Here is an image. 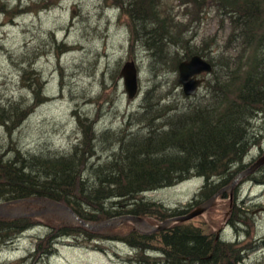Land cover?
<instances>
[{"label": "rangeland", "instance_id": "374dc122", "mask_svg": "<svg viewBox=\"0 0 264 264\" xmlns=\"http://www.w3.org/2000/svg\"><path fill=\"white\" fill-rule=\"evenodd\" d=\"M160 1L163 14L167 12L174 19L178 29L175 31L182 32L188 40L168 38L162 48H157L158 43L150 42L149 31L133 29L123 9V5L127 9V0H0V107L16 101H21L23 107H33L28 114L19 112L15 120L5 124L1 120L8 116L12 119L13 113L8 112V107L0 110V159L68 155L76 145L82 147L88 140L86 133H95L85 146L92 153L88 160L105 163L121 147L119 139L127 132L133 136L141 129L136 117L150 115L149 100L160 99L161 105H172L176 108L172 113L191 103L204 102L209 97L207 81L195 97H187L179 83L176 61L195 54L207 59L220 54L231 25L219 0H199L200 5L194 0ZM39 6L42 9L37 10ZM225 50L226 55H239L234 49ZM254 51L250 47L242 60L246 70L248 63L253 64ZM127 61H134L139 72V91L134 98L129 97L120 74ZM229 65L233 66V62ZM205 76L208 80L212 74ZM243 77L239 75L237 80ZM228 90L232 91L230 87ZM78 115L89 120L80 121ZM250 132L254 143L243 157V165L264 153L263 116L252 121ZM246 178L232 192H222L216 207L179 226L197 228L205 234L219 233L218 239L235 243L234 249L241 256L237 264H264V246L259 247L264 239V184ZM204 185L203 177H192L174 186L144 192L140 197L177 208L180 213L174 216H178L202 203L199 194ZM211 188L207 185L204 191ZM4 201L0 199V203ZM145 218L152 224L163 220ZM32 219L31 224L42 226L32 227L6 245L0 239V264H31L38 239L51 233L48 223L53 226L66 221L56 216ZM132 227L126 223L112 235H104L118 238ZM102 245L106 251L100 253L89 239L75 246L64 238L56 245L55 254L39 258L36 264L137 263V251L131 252L127 244L105 239ZM150 245L163 248L159 239L150 241ZM156 248L145 254L162 258Z\"/></svg>", "mask_w": 264, "mask_h": 264}, {"label": "trees", "instance_id": "16d2710c", "mask_svg": "<svg viewBox=\"0 0 264 264\" xmlns=\"http://www.w3.org/2000/svg\"><path fill=\"white\" fill-rule=\"evenodd\" d=\"M138 1L141 5L138 11L145 12L148 4L149 10L145 13H150L157 21V26L149 31L150 42L153 45L158 43L155 46L162 48L166 37L161 34L166 29L161 17L170 15L167 12L162 14L160 0ZM199 2L194 0L198 5L202 3ZM218 4L226 17L231 9L240 13L228 16L234 28L229 44L241 49L238 61L245 59L250 47L257 52H252L253 64L249 66L248 63L249 69L243 78L237 80V76L230 75L229 64L233 61L230 55H226L225 48L220 54H213L209 61L215 66L211 80L214 85H208L209 97L175 113H172L175 110L172 105H161L160 99L156 102L149 100L150 115L143 117L148 127H155V131L149 135H141L139 131L133 136L124 135L118 140L122 144L119 150L105 163H89L92 153L90 148L86 151L85 146L89 136L95 133L86 134L88 140L82 143V147L76 145L68 155L0 159V199L48 197L69 205L81 218L94 222L125 214L154 216L165 221L171 218L170 215L180 213L179 209L146 201L141 194L174 186L196 175L206 178L202 190L207 185H215V192L224 188L247 167L241 162L254 143L250 121L247 122L246 118L249 106L254 107L253 118L255 109L264 104L257 95V83L264 81V0H219ZM161 28L162 32L159 31ZM178 63L176 61V65ZM239 84L240 92L229 97L228 93L233 91L228 87L237 91ZM263 88L264 84L261 90ZM240 107L244 109L241 111ZM32 110L33 107H23L21 101L12 102L8 106V112L13 113L12 119L8 116L1 122L5 124L15 120L19 112L28 114ZM157 116L159 123L155 122ZM250 177L264 183V167ZM210 178L216 179L210 181ZM32 221V218L0 219V239L11 237L10 241H14L25 224ZM48 225L55 234L98 236V232L80 225ZM115 229L102 232L112 235ZM206 234L200 229L182 228L179 223H174L166 231L154 234H141L133 226L124 236L117 238L113 235L112 238L124 240L135 246V250L139 249L136 264H237L241 256L239 250L234 249L235 243L217 241L216 236L208 231ZM157 239L163 248L150 245V241ZM151 248L158 249L163 257L146 255Z\"/></svg>", "mask_w": 264, "mask_h": 264}, {"label": "water", "instance_id": "95a60500", "mask_svg": "<svg viewBox=\"0 0 264 264\" xmlns=\"http://www.w3.org/2000/svg\"><path fill=\"white\" fill-rule=\"evenodd\" d=\"M179 81L184 85L186 94H194L197 86L203 81L197 77L203 73H212V64L199 55L194 56L188 61H183L180 66ZM124 84L130 98H134L139 90L138 71L133 62L126 63L122 70ZM264 165V154L258 158L251 166L241 171L234 178L231 187H224L222 191L213 196L208 202L203 203L196 210L187 214L171 217L159 224H151L145 217L140 215L125 214L112 217L110 219L94 222L81 218L69 205L55 201L47 197H28L19 198L0 203V219L17 218H48L60 217L66 221L60 224H76L90 231L100 232L115 229L124 223L133 224L134 228L142 234H152L163 231L176 222L188 221L202 214L214 205L224 191L232 192L238 182L251 174H255ZM25 209L27 212L23 211Z\"/></svg>", "mask_w": 264, "mask_h": 264}, {"label": "bare ground", "instance_id": "6f19581e", "mask_svg": "<svg viewBox=\"0 0 264 264\" xmlns=\"http://www.w3.org/2000/svg\"><path fill=\"white\" fill-rule=\"evenodd\" d=\"M140 2L138 1V0H127V3H126V7H127V9H125L124 8V5H123V9H124V11H125V15L126 16H129V20L131 21V23H132V25H133V29H135V30H137L138 31V28L139 27H141L142 29H144L145 31H150L152 28H154V27H156L157 26V21L152 17V16H150L151 14L150 13H145V12H148V10H149V6H148V4L146 5L147 6V8H146V10H145V12L143 11V12H141L140 10L138 11V9H140ZM22 8H17V10H21ZM40 9H42V6H39L38 8H37V10H40ZM230 11V10H229ZM163 14V13H162ZM161 14V15H162ZM235 14H237V11L235 10V9H231V11H230V15L233 17ZM145 15V16H144ZM161 19H163V20H165V29H166V32H164V33H162L161 35H163L164 37H166V39H168V38H170L171 40H173L174 38H172V37H178V38H180L181 40H188L187 38H185V37H183V35H182V32H176L175 30H178V29H175V26H174V19H172L171 20V18L168 16V17H166L165 15H162V17H161ZM226 19H227V21H229V17L227 16L226 17ZM154 20L156 21V24H154ZM4 23V22H3ZM2 23V24H3ZM230 23V22H229ZM230 28H231V32L229 33V35H228V37H227V43H226V45L224 46V48H226V49H234L235 51H238V53L240 54V48H234L232 45H230L229 44V38L232 36V34H233V32H234V28H232L231 26H230ZM160 32H162V28L159 30ZM164 41H166V40H164ZM227 45H230L229 47H227ZM70 49H72V50H74L75 48H70ZM78 50H80L81 51V49L80 48H78ZM228 51V50H227ZM38 54H40V51H39V53ZM196 55H199V56H201L202 58H204V59H207L206 57H204V56H202L201 54H195V55H193V56H191L190 57V59L191 58H193L194 56H196ZM98 56V55H97ZM211 56H213V54L211 55ZM232 57V56H231ZM190 59H187V60H182V61H179V63H178V69H179V66H180V64L183 62V61H188V60H190ZM207 60H209V59H207ZM232 61L233 62H236V61H238V59H237V56L236 57H232ZM128 62H133L134 64H135V66H136V69H137V71H138V68H137V65H136V63L134 62V61H127L126 63H128ZM126 63L124 64V66L122 67V69H121V72H120V74L122 73V70H123V68L125 67V65H126ZM212 64V68H213V70H215V66L213 65V63H211ZM247 70L245 69V66L243 65V63H242V61L241 60H239L236 64H234L233 66H231V76L232 75H235V76H239V75H245V72H246ZM179 73H180V69H179ZM138 82H139V72H138ZM205 75H208V74H204V75H202V76H198L197 77V79H202L203 81L197 86V89H196V92L194 93V94H190V95H188V94H186V92H185V89H184V85L183 84H181L180 83V81H179V83L182 85V90H183V93L187 96V97H189V98H191V97H195L196 95H197V93L199 92V89L201 88V86L204 84V83H206V81H207V86L211 83V84H213L214 85V82H212L211 80H212V76H211V78L210 79H206V76ZM121 76H122V74H121ZM231 76H229L228 78H230ZM180 78V77H179ZM243 84V83H242ZM263 84H264V81H258V83H257V95L260 97L261 96V103L263 102L264 103V88L261 90V87L263 86ZM227 86H228V84H227ZM240 84L236 87V88H238L237 89V91H235L234 89L232 90L233 91V93L231 94L230 92L228 93V96L229 97H233V95L235 94V93H239L240 92ZM231 91V92H232ZM263 93H262V92ZM225 93V92H224ZM261 93H262V95H261ZM10 105V104H9ZM9 105H6V107H8ZM6 107H2V108H6ZM0 109H1V107H0ZM176 109V108H175ZM244 108L243 107H240V110L242 111ZM253 111H254V107L253 106H249V113L246 115V118H247V122H249L250 121V126H252V121L254 120V119H256L258 116H263L264 117V104L262 105V107L260 106V107H258L257 109H255V115H254V117L252 118V114H253ZM251 116V117H250ZM78 119L80 120V121H83L84 122V120L85 121H88L89 120V118H84L83 119V117H81L80 115H78ZM136 120H137V122H138V124H141V129L139 130V133H141L142 135H144L145 133L147 134V135H149L151 132H153V131H155V127H148V125L146 124V121H145V119H144V117L143 116H141V118H138V117H136ZM155 122H159V119H158V116H157V118H155ZM85 124V123H84ZM86 125V124H85ZM82 127H84V128H86L87 127V125H86V127L84 126V125H82ZM127 132V131H126ZM87 134V133H86ZM86 134H85V136H86ZM129 134H131L132 135V133H126L125 135H128L129 136ZM135 134V133H134ZM248 153V152H247ZM247 153L244 155V157L247 155ZM264 153H262V154H260L257 158H255V160L253 161V162H251V163H249V164H245V165H247V167L246 168H248L249 166H251L255 161H257L258 160V158L259 157H261L262 155H263ZM243 160V159H242ZM262 167H264V165L262 166ZM261 167V168H262ZM245 168V169H246ZM260 168V169H261ZM259 169V170H260ZM258 170V171H259ZM257 171V172H258ZM237 176V175H236ZM235 176V177H236ZM194 177H203L205 180H206V178L204 177V176H200V175H196V176H194ZM234 177V178H235ZM234 178L233 179H231L230 181H229V183L225 186V187H231V185H232V183H233V180H234ZM246 179H248L249 181H255V182H259L258 180H256V179H252V178H246ZM213 180H215V178H210V181H213ZM244 179H242V180H240L239 182H238V184L240 183V182H242ZM260 183V182H259ZM211 184V183H210ZM237 184V185H238ZM262 184V183H261ZM215 185H211V186H209V187H214ZM205 190V189H204ZM204 190H201V192H200V194H199V196L200 195H202V203L201 204H199V205H197L196 207H195V209L194 210H196L198 207H200V205H202L203 203H206V202H208L213 196H215L216 195V192H215V190L213 191V188H211L210 190H208V191H204ZM222 191V190H221ZM220 192V191H219ZM218 192V193H219ZM217 193V194H218ZM222 194V193H221ZM221 194H220V196H221ZM219 196V197H220ZM48 198V197H47ZM50 199H52V198H50ZM53 200H55V199H53ZM56 201V200H55ZM218 199H216L215 201H214V205L212 206V207H210L208 210H206V211H204L202 214H200L199 216H197V217H200V216H202V215H204L205 213H207L211 208H214V207H216V204L218 203ZM194 210H189L187 213H189V212H191V211H194ZM234 210V209H233ZM233 210H232V212H233ZM235 212V211H234ZM187 213H185V214H187ZM181 215H184V214H181ZM181 215H178V216H181ZM234 215H236V214H234ZM174 217H176V216H174ZM196 218V217H195ZM233 218V217H232ZM191 220H193V219H191ZM188 221H190V220H188ZM162 222H164V221H161L160 223H162ZM185 222H187V221H181V222H177V223H185ZM232 222H235V220H233ZM36 226H42V225H36V224H31V223H27V224H25V227H24V229L23 230H21L18 234H17V236L14 238L15 240L17 239V238H19L20 236H22L26 231H28L29 229H31L32 227H36ZM49 226V225H48ZM50 227V226H49ZM169 227H172V225L171 226H169ZM168 227V228H169ZM167 228V229H168ZM167 229H165V230H163V231H166ZM255 233V231L253 232V235H255L254 234ZM104 234H106L105 232H102V231H100V232H98V236H94V235H90V234H88V233H85V234H79V233H68V234H55V233H49L48 235H46V238H41V239H38V241H37V243H36V245H35V250H34V252H33V254H32V256H36V257H33V262L31 263V264H36V263H38V259L39 258H44V257H49V256H52L53 254H55V252H56V248H57V244L59 243V241L61 240V239H64V238H67V242H74V245L75 246H78V245H83V240H88L89 239V241H92V242H94V244H95V248H94V250H98V252H100V253H103V252H105L106 250H105V246L104 245H102V242H104L105 241V239H108V240H113V241H119V242H122V243H124V244H127L128 245V247L130 248V251L132 252L133 250H135V246H133V245H130L128 242H125L124 240H121V239H114V238H107V237H105V235ZM142 234V233H141ZM219 233H216L215 234V236L217 237V239H216V237H215V239L218 241V240H222L221 238L220 239H218V237H219ZM7 237V236H6ZM82 237H85V239H82ZM246 238V237H245ZM244 238V239H245ZM10 239H11V237H7V238H4V245H6V244H9L10 242ZM42 241L44 242V244L42 243ZM258 241H260V239L258 240ZM13 242H15V241H13ZM42 244V245H41ZM256 244H258V243H256ZM263 247L264 246V239H262V241L259 243V247ZM254 247L255 248H257V245L255 246L254 245ZM48 250H50L51 252L49 253L48 252ZM135 251H137L136 253H139V249L138 250H135ZM149 251H151V249H148L147 250V252H149ZM158 253H160L159 251H158ZM38 255V256H37ZM240 256V255H239Z\"/></svg>", "mask_w": 264, "mask_h": 264}, {"label": "flooded vegetation", "instance_id": "af4514ba", "mask_svg": "<svg viewBox=\"0 0 264 264\" xmlns=\"http://www.w3.org/2000/svg\"><path fill=\"white\" fill-rule=\"evenodd\" d=\"M202 76V75H201ZM248 178H251L250 176L248 177ZM253 179V178H252ZM221 190V189H220ZM263 210H264V208H262ZM216 239H217V237H216Z\"/></svg>", "mask_w": 264, "mask_h": 264}]
</instances>
